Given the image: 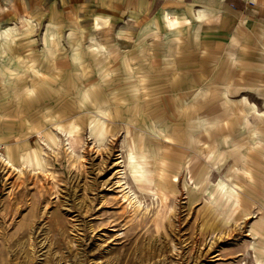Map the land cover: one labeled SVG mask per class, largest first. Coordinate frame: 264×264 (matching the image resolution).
<instances>
[{"label": "rangeland", "instance_id": "obj_1", "mask_svg": "<svg viewBox=\"0 0 264 264\" xmlns=\"http://www.w3.org/2000/svg\"><path fill=\"white\" fill-rule=\"evenodd\" d=\"M50 19L0 20V264H264L263 46Z\"/></svg>", "mask_w": 264, "mask_h": 264}, {"label": "crops", "instance_id": "obj_2", "mask_svg": "<svg viewBox=\"0 0 264 264\" xmlns=\"http://www.w3.org/2000/svg\"><path fill=\"white\" fill-rule=\"evenodd\" d=\"M22 17L112 30L124 49L150 25L194 19L215 32L207 38L232 41L233 47L252 44L254 50L243 54L254 56L264 48V0H0V20Z\"/></svg>", "mask_w": 264, "mask_h": 264}, {"label": "bare ground", "instance_id": "obj_3", "mask_svg": "<svg viewBox=\"0 0 264 264\" xmlns=\"http://www.w3.org/2000/svg\"><path fill=\"white\" fill-rule=\"evenodd\" d=\"M1 159L4 160V158H3L2 156H1ZM7 163H9V161H7ZM9 165H10V163H9ZM123 198H124V200L127 201V203H128L129 205H131V206H133V207H137V200H134V197L131 196L129 193H125V194H123Z\"/></svg>", "mask_w": 264, "mask_h": 264}]
</instances>
